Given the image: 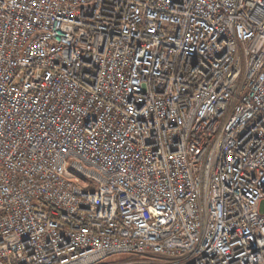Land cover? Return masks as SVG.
Here are the masks:
<instances>
[{
	"label": "built area",
	"instance_id": "obj_1",
	"mask_svg": "<svg viewBox=\"0 0 264 264\" xmlns=\"http://www.w3.org/2000/svg\"><path fill=\"white\" fill-rule=\"evenodd\" d=\"M0 264H264V0H0Z\"/></svg>",
	"mask_w": 264,
	"mask_h": 264
},
{
	"label": "rangeland",
	"instance_id": "obj_2",
	"mask_svg": "<svg viewBox=\"0 0 264 264\" xmlns=\"http://www.w3.org/2000/svg\"><path fill=\"white\" fill-rule=\"evenodd\" d=\"M117 257L112 258L111 260H115Z\"/></svg>",
	"mask_w": 264,
	"mask_h": 264
}]
</instances>
